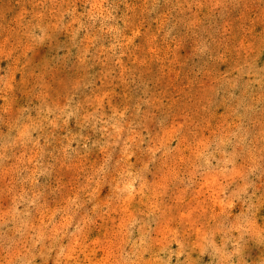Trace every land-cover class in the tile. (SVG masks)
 I'll use <instances>...</instances> for the list:
<instances>
[{
	"label": "rangeland",
	"instance_id": "374dc122",
	"mask_svg": "<svg viewBox=\"0 0 264 264\" xmlns=\"http://www.w3.org/2000/svg\"><path fill=\"white\" fill-rule=\"evenodd\" d=\"M0 264H264V0H0Z\"/></svg>",
	"mask_w": 264,
	"mask_h": 264
}]
</instances>
